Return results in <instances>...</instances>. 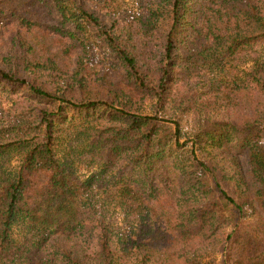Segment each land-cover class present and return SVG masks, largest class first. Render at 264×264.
Wrapping results in <instances>:
<instances>
[{"label":"trees","instance_id":"trees-1","mask_svg":"<svg viewBox=\"0 0 264 264\" xmlns=\"http://www.w3.org/2000/svg\"><path fill=\"white\" fill-rule=\"evenodd\" d=\"M1 95L0 264H264V0H0Z\"/></svg>","mask_w":264,"mask_h":264},{"label":"rangeland","instance_id":"rangeland-1","mask_svg":"<svg viewBox=\"0 0 264 264\" xmlns=\"http://www.w3.org/2000/svg\"><path fill=\"white\" fill-rule=\"evenodd\" d=\"M65 75L63 74L61 76V80L59 82L60 84V90L63 91L64 97L69 100L70 102L77 104L80 102H84L86 97L91 96L89 86L86 87L85 84H82L80 88L74 89V84H72L71 81H68V77L64 78ZM64 80V81H63ZM72 84L73 88L71 92H68L69 88L68 86ZM19 93V91H17ZM192 102V101H190ZM16 103H19V106H16ZM24 106V102L19 101H10L7 100V96L1 95L0 96V125L5 126L7 124V120L10 117V112L13 111L16 107ZM143 111L145 113H149L150 109H148L147 106H144ZM68 116H71V123H70V129L69 130H78L83 125L84 127H94L97 125H104L105 120L101 117H96L91 115L92 117H89L86 121L87 122H81V117L79 114H76L74 111L69 110ZM192 115L189 114L187 116H183L181 120L180 127L183 131H187L188 129H193L196 124V119L191 118ZM85 121V120H84ZM73 126V127H72ZM182 142V140H180ZM13 161V160H11ZM240 162L242 164L243 170H244V161L243 159H240ZM15 162H11V165H14ZM79 173L85 174V171L83 168L78 170ZM120 221V220H119ZM256 226L260 227L262 230L264 229V214L258 210L256 207L253 210L247 211L244 215V222L243 227L245 228V231L249 229H254ZM229 232V228L225 227L222 230H220L217 233V236L213 239H208L204 242H201L196 251L194 252L195 259L199 261L200 263H207V264H221L222 261L225 259L224 254L226 255V237ZM264 235L262 236V245L259 248V253L261 254V257L264 258ZM191 254V253H190ZM181 258V257H180ZM180 258L172 257L168 260L162 262L159 261L157 264H183L182 262L179 263Z\"/></svg>","mask_w":264,"mask_h":264}]
</instances>
